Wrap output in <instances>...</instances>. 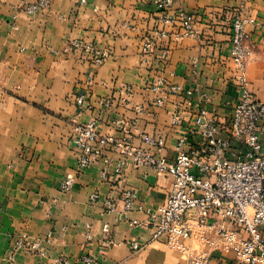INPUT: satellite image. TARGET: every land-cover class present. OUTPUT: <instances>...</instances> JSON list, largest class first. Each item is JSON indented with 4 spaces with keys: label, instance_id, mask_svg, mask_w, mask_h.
<instances>
[{
    "label": "crops",
    "instance_id": "crops-1",
    "mask_svg": "<svg viewBox=\"0 0 264 264\" xmlns=\"http://www.w3.org/2000/svg\"><path fill=\"white\" fill-rule=\"evenodd\" d=\"M34 1L0 0V264H195L204 252L202 264H239L199 235L185 250L153 238L147 209L165 201L174 179L136 156L174 160L201 108L225 122L241 95L240 64L230 56L235 15L256 21L246 26L252 52L243 74L264 101V0H173L165 11L155 0H54L31 12ZM179 10L196 14L195 35L175 37ZM101 52L108 55L96 65ZM172 85L183 91L169 93ZM88 123L113 140L95 144L102 153L64 190L77 166L73 137ZM159 137L164 147L147 140ZM20 240L36 249L17 247Z\"/></svg>",
    "mask_w": 264,
    "mask_h": 264
},
{
    "label": "built area",
    "instance_id": "built-area-1",
    "mask_svg": "<svg viewBox=\"0 0 264 264\" xmlns=\"http://www.w3.org/2000/svg\"><path fill=\"white\" fill-rule=\"evenodd\" d=\"M53 1L35 0L27 9L31 12L46 9ZM155 3L161 11H165L171 7L173 0H155ZM175 20L180 27L175 33L177 39L197 33L195 13L179 10ZM248 23L256 21L240 15H235L232 20L230 56L240 64L238 81L241 95L225 122H220L217 112L201 108L197 112L195 126L179 138L174 160L149 155L142 157V152L136 160L139 164L150 162L159 173L171 175L174 179L165 201L158 208L147 209L148 219L143 223L152 229L154 239L165 236L172 248L185 250V241L199 235L210 247L223 246L232 252L239 264H264V145L260 139L264 132V101L249 88L243 74L252 52L251 47L245 44ZM151 46L152 41L147 40L144 49L149 50ZM107 55V52L97 53L95 64L103 63ZM153 87L158 89L157 85ZM126 90L131 92L133 88L127 87ZM181 91V86L172 85L168 92ZM86 100L85 94L78 97L80 104L86 103ZM164 101V97L157 100L160 104ZM180 121L181 115L175 113L173 122ZM222 133H227L226 138L222 137ZM192 135L196 137L195 144L189 142ZM112 140L111 136H101L93 123L77 127L73 137L77 166L74 172L66 175L62 184L64 190H70L77 174L91 166L102 153L95 144ZM147 140L155 146H165L163 137ZM233 144L239 145L238 152L231 151ZM92 197L96 199L99 194L95 193ZM135 198L133 190H125L123 202L126 209L133 208ZM106 206L115 209L117 205L108 200ZM195 225L200 227V231L194 230ZM103 230L108 239L109 225H104ZM16 246L29 251L36 249L35 245L21 240ZM131 248L139 250L140 242H131ZM208 261L209 255L204 252L193 262L202 264ZM63 264L69 262L66 260Z\"/></svg>",
    "mask_w": 264,
    "mask_h": 264
}]
</instances>
